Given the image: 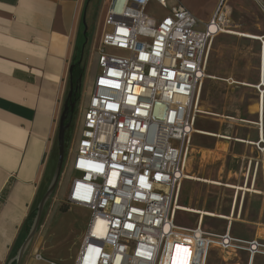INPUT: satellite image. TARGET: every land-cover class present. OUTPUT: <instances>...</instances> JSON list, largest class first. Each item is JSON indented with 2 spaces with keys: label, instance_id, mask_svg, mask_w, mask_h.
Wrapping results in <instances>:
<instances>
[{
  "label": "built area",
  "instance_id": "1",
  "mask_svg": "<svg viewBox=\"0 0 264 264\" xmlns=\"http://www.w3.org/2000/svg\"><path fill=\"white\" fill-rule=\"evenodd\" d=\"M151 1L168 5L110 0L94 47L98 70L71 159L69 202L91 213L75 264H208L212 250L226 264H254L263 238L206 231L202 216L194 226L177 220L213 43L237 36L229 0L205 23L182 4L155 19Z\"/></svg>",
  "mask_w": 264,
  "mask_h": 264
},
{
  "label": "crops",
  "instance_id": "2",
  "mask_svg": "<svg viewBox=\"0 0 264 264\" xmlns=\"http://www.w3.org/2000/svg\"><path fill=\"white\" fill-rule=\"evenodd\" d=\"M153 2L156 1H151L148 7ZM167 2L166 7L156 2L166 9L164 15L154 16L148 12V7L146 13L162 19L174 6L182 4L205 23L213 18L217 7V0ZM96 3L100 4L101 13L108 5L107 1L101 6L98 0H0V264L16 263V255L26 239V221L54 178L57 165L53 166L51 160L70 88L69 71L78 56L80 37L85 31L84 19L88 24L90 10ZM108 8L101 19V28ZM230 9L229 6L228 11ZM90 88L86 90L85 105L90 98ZM257 140H261L259 130ZM247 177L250 186V174ZM253 186L256 188L255 182L250 187ZM235 192L237 196L229 213L235 215L237 222L226 221L224 230L211 231L224 233L229 229L238 238L264 239V224L259 223L254 224L257 226L254 236L233 233L234 223L245 222L243 206L239 209L238 203L243 191ZM247 194L252 193H245L243 202ZM76 209L72 207L71 211ZM86 210L89 222L91 213ZM202 226L211 232L204 227L203 220ZM84 234L75 253L77 257L66 260L49 256L41 236L36 235L21 264H61L59 262L67 260L75 264ZM39 255L43 259H38ZM223 259L227 258L220 251L212 250L208 264H226ZM227 264H246V259L232 258ZM254 264H264V257L256 259Z\"/></svg>",
  "mask_w": 264,
  "mask_h": 264
},
{
  "label": "rangeland",
  "instance_id": "3",
  "mask_svg": "<svg viewBox=\"0 0 264 264\" xmlns=\"http://www.w3.org/2000/svg\"><path fill=\"white\" fill-rule=\"evenodd\" d=\"M98 1L101 2V6L108 1V5L102 13L100 4L94 5L90 10L91 16L87 31L80 37L77 55L80 57L84 46L83 58L86 65L82 78L81 99L73 112L70 131L67 133L65 142L67 155L59 182L44 207L36 233L37 237L41 236L44 241L49 256H55L61 260L75 256L81 237L88 225L89 212L69 202V189L71 182L77 177L71 168V159L75 154L76 139L81 131L86 90L88 91L91 87V79L98 70L93 51L101 37V19L110 4V0ZM172 1L170 0L171 3ZM229 6L232 23L241 27L239 31L253 32L264 37V0H229L228 8ZM148 12L154 16H162L166 13V9L153 2L148 7ZM261 48L260 41L238 35L223 34L214 41L207 78L201 93L200 107L206 111L228 115L236 121H220L217 117L200 114L196 124L198 130L218 132L237 139L249 140L252 143L229 144L227 140L195 134L187 161L188 175L221 180L223 183L247 185V175L250 174L249 185L252 186L255 182L256 190H260L262 194H247L244 202L245 192L243 191L244 195H239V209L243 206L242 219L245 222L233 225V233L246 236L255 235L257 226L254 224H264V118L260 122V127L257 123L260 121V114L256 106L262 97L261 92L255 87H246L240 82H248L252 85L260 82L262 77ZM104 49L109 55L128 56V53L125 54L118 49L107 47ZM262 89L264 90V87ZM258 130L259 137H261L262 130L263 140H257ZM54 145L55 151L51 160L53 166L58 163L56 161L59 151L57 139ZM47 189L48 187L44 191L45 194ZM236 196V192L228 187L223 188L196 180H186L182 186L180 204L227 215L230 214L229 211ZM72 207L78 209L71 211ZM195 214L181 210L177 215L178 223L194 226L197 215H199ZM204 220V227L210 231L212 229L224 230L227 226L226 221H228L213 217ZM68 261L59 263L69 264Z\"/></svg>",
  "mask_w": 264,
  "mask_h": 264
},
{
  "label": "bare ground",
  "instance_id": "4",
  "mask_svg": "<svg viewBox=\"0 0 264 264\" xmlns=\"http://www.w3.org/2000/svg\"><path fill=\"white\" fill-rule=\"evenodd\" d=\"M238 29V28H236ZM237 35L238 36H241V37H244V38H247V39H255V40H258V41H261L263 40L264 38L263 37H260L259 35L255 34V33H248V32H241L239 30H237ZM262 49V48H261ZM262 52V51H261ZM261 60H262V73H261V78H260V82L258 84H250L248 82H240L242 85L246 86V87H255L256 89L259 90V92H261V99H259V102L256 106L257 108V111L258 113L261 115V119L258 123V125L261 127V121L263 120L264 118V90L262 89V87H264V55L262 56V53H261ZM201 109V107H200ZM200 114H204V115H210V116H214V117H217L219 118L220 121H223V120H231V121H236L235 118H232L228 115H225V114H218L216 112H212L210 110H204V109H201V112ZM246 121V120H245ZM197 134H202V135H205V136H213V137H216L218 138L219 140H227L229 144H231L232 142H245V143H248V144H251L252 142L249 141V140H245V139H237V138H234L232 136H228V135H223L221 133H218V132H212V131H204V130H198V128H196V135ZM262 130H261V137L260 139L263 140V136H262ZM193 140V139H192ZM193 143V141H192ZM192 143H191V146H192ZM190 146V148H191ZM187 180H191V181H199V182H202V183H205V184H208V185H213V186H217V187H223V188H230V189H233L234 191H237V192H242L244 191L245 193H253V194H261L262 192L260 190H256L255 187H250L248 185L246 186H238V185H233V184H229V183H223L221 180H216V179H208V178H204V177H199V176H190L188 175V178ZM179 208L180 210H183L185 212H190V213H193V214H199L200 216H202V220H203V224H204V219L205 218H218V219H223V220H228V221H231L234 222L236 221L237 222V219L235 218V215L234 214H223V213H220V212H215V211H209V210H206V209H202V208H198V207H193V206H184V205H181L179 204ZM239 218V217H238ZM239 220V219H238Z\"/></svg>",
  "mask_w": 264,
  "mask_h": 264
},
{
  "label": "water",
  "instance_id": "5",
  "mask_svg": "<svg viewBox=\"0 0 264 264\" xmlns=\"http://www.w3.org/2000/svg\"><path fill=\"white\" fill-rule=\"evenodd\" d=\"M84 25H85V31L84 34L87 31V23L86 20L84 19ZM82 60V58L80 59V61ZM74 70V66L71 65L70 68V88L69 91L67 93V99L65 101V105H64V109H63V114L61 116V120L59 123V132H58V137H57V145H58V164L54 173V178L52 180V183L50 184V186L48 187L46 194L44 195V197L41 199V201L39 202L38 206H37V216L33 222V226L29 232V234L27 235L26 239L24 240L23 245L21 246L20 250L18 251L17 255H16V264H21L23 261V255L26 251V249L29 247V245L31 244V242L33 241L32 239L34 238V236L36 235V233L38 232L39 226H40V220L41 217L43 215L44 212V207L46 205V203L48 202V200L50 199V197L52 196V192L55 189L57 183L59 182L60 179V175L64 166V158H65V152H66V145H65V136H66V132L68 130V128L71 125V120H72V116H73V112L75 109V105L76 103L73 100V95L75 93V91H77V88H75L74 86V82H72V73ZM79 81H81V77L79 79ZM72 114V115H71Z\"/></svg>",
  "mask_w": 264,
  "mask_h": 264
},
{
  "label": "trees",
  "instance_id": "6",
  "mask_svg": "<svg viewBox=\"0 0 264 264\" xmlns=\"http://www.w3.org/2000/svg\"><path fill=\"white\" fill-rule=\"evenodd\" d=\"M81 55H82V53H81ZM81 55H80V57L76 56V58L74 60V65H73L74 66V72L72 73V82H74V86H75V88H77V91H75V93L73 95V97H74L73 100L77 104H78V102L81 99L82 78H83L85 70H86V68H85L86 65H85L84 58L80 61ZM80 77H81V81H79ZM69 131H70V127L68 128V130L66 132L65 142H66L67 133ZM66 155H67V151L65 152V158H66ZM57 158H58V154H57ZM56 161H57V159H56ZM44 195H45V192L41 195L40 200L44 197ZM37 205H38V203H37ZM37 211H38L37 206H35L33 208L32 212L30 213L27 221H26V225L27 226H26V229H25L24 239L27 237V235L29 234V232H30V230H31V228L33 226V222H34V220H35V218L37 216ZM14 264H16V263H14Z\"/></svg>",
  "mask_w": 264,
  "mask_h": 264
},
{
  "label": "flooded vegetation",
  "instance_id": "7",
  "mask_svg": "<svg viewBox=\"0 0 264 264\" xmlns=\"http://www.w3.org/2000/svg\"><path fill=\"white\" fill-rule=\"evenodd\" d=\"M81 58H83V56L81 57ZM74 65V64H73ZM73 72H74V70H73ZM76 103V102H75ZM76 106H77V103H76V105H75V108H76ZM75 110V109H74ZM72 115V114H71Z\"/></svg>",
  "mask_w": 264,
  "mask_h": 264
},
{
  "label": "snow or ice",
  "instance_id": "8",
  "mask_svg": "<svg viewBox=\"0 0 264 264\" xmlns=\"http://www.w3.org/2000/svg\"><path fill=\"white\" fill-rule=\"evenodd\" d=\"M118 86V85H117Z\"/></svg>",
  "mask_w": 264,
  "mask_h": 264
}]
</instances>
